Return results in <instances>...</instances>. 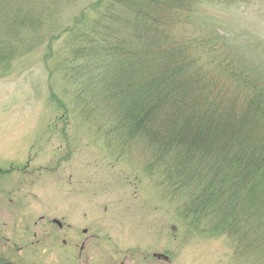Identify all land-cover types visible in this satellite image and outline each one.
<instances>
[{
  "label": "rangeland",
  "instance_id": "374dc122",
  "mask_svg": "<svg viewBox=\"0 0 264 264\" xmlns=\"http://www.w3.org/2000/svg\"><path fill=\"white\" fill-rule=\"evenodd\" d=\"M13 1L46 20L36 29L18 28L13 39L20 51L0 62V259L264 264V194L255 200L242 194L240 205L238 198L226 203L232 195H224L221 223L216 211L195 205L201 192L174 195L158 176L163 162L143 140L110 134L107 111L115 119L116 114L102 95L83 98L75 79L66 81L60 62L70 57L73 44L66 30L98 0ZM7 2L0 3V46L11 41L4 23ZM171 35L214 74V99L242 112L253 96L264 108V0H201ZM226 60L238 73L230 72ZM253 132L262 137L264 125ZM54 219L63 231L50 223Z\"/></svg>",
  "mask_w": 264,
  "mask_h": 264
},
{
  "label": "trees",
  "instance_id": "16d2710c",
  "mask_svg": "<svg viewBox=\"0 0 264 264\" xmlns=\"http://www.w3.org/2000/svg\"><path fill=\"white\" fill-rule=\"evenodd\" d=\"M200 1L98 0L66 30L73 44L70 57L60 64L66 81L74 78L83 98L104 97V106L116 114L115 119L107 111L111 135L143 140L163 162L158 176L169 182L174 195L201 192L195 205L216 211L223 223L224 195H232L226 203L238 198L240 205L242 194L253 200L264 194V135L253 132L264 125V108L253 96L242 112L214 99L219 97L211 87L214 74L199 54L182 51L171 35ZM25 5L7 2L4 23L11 41L1 42L0 62L20 51L13 39L18 28L36 29L46 20ZM226 63L235 74L231 62ZM205 193L206 200H200Z\"/></svg>",
  "mask_w": 264,
  "mask_h": 264
},
{
  "label": "flooded vegetation",
  "instance_id": "af4514ba",
  "mask_svg": "<svg viewBox=\"0 0 264 264\" xmlns=\"http://www.w3.org/2000/svg\"><path fill=\"white\" fill-rule=\"evenodd\" d=\"M50 223H51L53 226H56L57 229H58L59 231H63L64 228H65L64 224L61 223V222H59V221L56 220V219L50 221ZM84 233H86V231H84ZM63 244H64V245H68V241H67V240H64V241H63ZM72 245H73L72 247H74V248H75V247H78V245H77L76 243H74V244H72ZM79 249H80V257H79V260H81V258H82L81 256L83 255V252H85V250H86V244H85V243L81 244V246L79 247ZM155 254H156V253H153V254H152L153 258H155V257H154ZM163 255H164V254H163ZM83 258H86V256H83ZM87 258H88V257H87ZM155 259H157V260H159V261H165V262H168V260H166L164 257L155 258Z\"/></svg>",
  "mask_w": 264,
  "mask_h": 264
}]
</instances>
